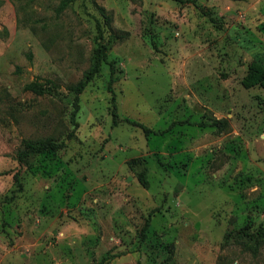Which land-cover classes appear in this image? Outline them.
Masks as SVG:
<instances>
[{"label":"rangeland","instance_id":"374dc122","mask_svg":"<svg viewBox=\"0 0 264 264\" xmlns=\"http://www.w3.org/2000/svg\"><path fill=\"white\" fill-rule=\"evenodd\" d=\"M256 62L264 0H0V264H264Z\"/></svg>","mask_w":264,"mask_h":264},{"label":"trees","instance_id":"16d2710c","mask_svg":"<svg viewBox=\"0 0 264 264\" xmlns=\"http://www.w3.org/2000/svg\"><path fill=\"white\" fill-rule=\"evenodd\" d=\"M107 51L108 47L106 44H100V46L94 51L93 55V65L92 67L84 73L83 78L74 86L69 87V90L75 93L74 97V111L72 113V121L77 126L76 115L80 109L79 105V96L87 87V85L97 76L99 73L101 66L103 63H107L110 67V81H109V89L111 91V85L114 82V76L116 74V68L112 62H109L107 59ZM243 85L246 88H251L259 85L264 89V62H256L252 64L248 69V75L243 80ZM25 90L36 93V94H44L54 92L51 89L43 88L38 80L33 81L25 87ZM113 107V124L116 123L117 113L115 106V96L112 99ZM144 128V127H143ZM73 134H70L71 138ZM65 146V142H55L51 139L46 140H38V141H26L24 144V148L19 153V160H25L28 157L36 154H42L45 152H55L59 151ZM128 167L132 171V173L137 177L142 186H148V173L149 170L147 168L146 160L143 158L132 159L128 162ZM149 224L145 225V228ZM257 239L258 242L264 243V232L260 234Z\"/></svg>","mask_w":264,"mask_h":264}]
</instances>
